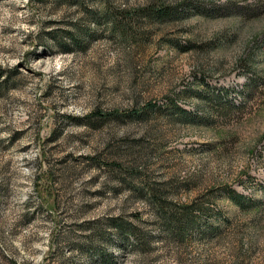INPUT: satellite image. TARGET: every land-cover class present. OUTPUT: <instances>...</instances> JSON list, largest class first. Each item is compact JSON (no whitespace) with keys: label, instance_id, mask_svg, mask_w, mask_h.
Listing matches in <instances>:
<instances>
[{"label":"rangeland","instance_id":"obj_1","mask_svg":"<svg viewBox=\"0 0 264 264\" xmlns=\"http://www.w3.org/2000/svg\"><path fill=\"white\" fill-rule=\"evenodd\" d=\"M0 264H264V0H0Z\"/></svg>","mask_w":264,"mask_h":264},{"label":"trees","instance_id":"obj_2","mask_svg":"<svg viewBox=\"0 0 264 264\" xmlns=\"http://www.w3.org/2000/svg\"><path fill=\"white\" fill-rule=\"evenodd\" d=\"M215 109L218 107H214ZM221 107H219L220 109ZM182 113L186 114L185 111H182ZM228 200L232 201L238 208H244V203L246 201V198L233 191V190H229L228 193ZM152 197L154 198V204L155 207L157 209V211L160 212V216L164 218V220L169 221L171 224H175L176 226H181L180 229L182 230V226L183 227H187L190 226V224H192L193 221V213L190 210V208L188 206H184L180 209H167L166 208L168 206H165V204H163L160 199H156V197L154 196V193L152 195ZM165 209V210H164ZM199 211L202 212V210L199 208Z\"/></svg>","mask_w":264,"mask_h":264}]
</instances>
